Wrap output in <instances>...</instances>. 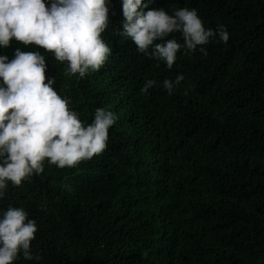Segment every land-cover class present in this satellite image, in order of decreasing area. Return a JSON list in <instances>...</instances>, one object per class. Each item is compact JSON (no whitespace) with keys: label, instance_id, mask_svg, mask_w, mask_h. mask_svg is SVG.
I'll return each instance as SVG.
<instances>
[{"label":"trees","instance_id":"trees-1","mask_svg":"<svg viewBox=\"0 0 264 264\" xmlns=\"http://www.w3.org/2000/svg\"><path fill=\"white\" fill-rule=\"evenodd\" d=\"M149 8H195L230 39L178 52L171 70L114 35L121 0H110L103 39L112 54L84 79L41 51L58 93L88 123L98 107L119 119L104 153L72 168L9 186L0 207H23L37 223L39 262L16 264H264V0H145ZM180 40L179 33L170 34ZM182 73L169 96L160 85ZM186 93V94H185ZM69 186L66 189L65 186Z\"/></svg>","mask_w":264,"mask_h":264},{"label":"clouds","instance_id":"clouds-1","mask_svg":"<svg viewBox=\"0 0 264 264\" xmlns=\"http://www.w3.org/2000/svg\"><path fill=\"white\" fill-rule=\"evenodd\" d=\"M150 2V0H149ZM110 0H0V49L13 41L50 53L67 76L84 79L105 65L112 48L102 34L109 26ZM122 16L114 35L131 40L135 50L171 70L178 52L199 51L207 45L226 44L227 26L207 28L195 8H149L145 0H121ZM179 33L180 40L170 34ZM48 65L41 51L14 49L0 54V201L9 186L19 187L44 172V165L72 168L104 153L109 129L119 117L98 107L90 123L83 121L67 95L58 93L55 78L46 77ZM185 80L182 73L144 82L141 92L162 86L176 93ZM186 94V93H185ZM66 189L69 186H65ZM37 223L23 207H0V264L24 260L39 262L31 250Z\"/></svg>","mask_w":264,"mask_h":264}]
</instances>
